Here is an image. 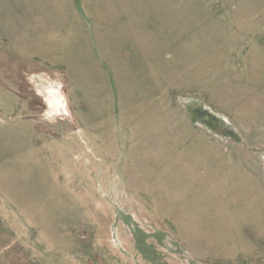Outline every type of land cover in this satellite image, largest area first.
I'll return each mask as SVG.
<instances>
[{
  "label": "rangeland",
  "instance_id": "374dc122",
  "mask_svg": "<svg viewBox=\"0 0 264 264\" xmlns=\"http://www.w3.org/2000/svg\"><path fill=\"white\" fill-rule=\"evenodd\" d=\"M0 264H264V0H0Z\"/></svg>",
  "mask_w": 264,
  "mask_h": 264
}]
</instances>
